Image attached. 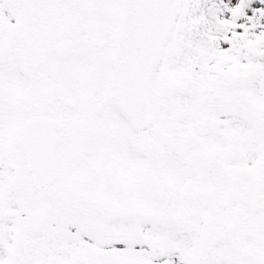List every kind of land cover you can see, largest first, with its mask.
<instances>
[{"label":"snow or ice","instance_id":"6c2138e0","mask_svg":"<svg viewBox=\"0 0 264 264\" xmlns=\"http://www.w3.org/2000/svg\"><path fill=\"white\" fill-rule=\"evenodd\" d=\"M0 264H264V0H0Z\"/></svg>","mask_w":264,"mask_h":264}]
</instances>
